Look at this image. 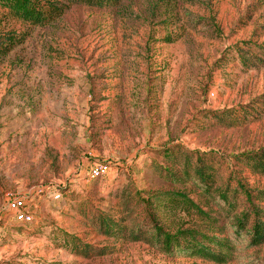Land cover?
Listing matches in <instances>:
<instances>
[{"label": "rangeland", "instance_id": "rangeland-1", "mask_svg": "<svg viewBox=\"0 0 264 264\" xmlns=\"http://www.w3.org/2000/svg\"><path fill=\"white\" fill-rule=\"evenodd\" d=\"M1 14L0 31L22 42L0 60V264H217L104 235L95 217L119 218L132 189L184 191L214 210L192 182L162 175L167 148L218 153L221 176L229 166L264 188L234 159L264 147V66L240 61L264 47V0L75 5L46 26ZM95 160L110 165L99 178ZM171 217L170 229L200 222ZM237 246L225 264H264V244Z\"/></svg>", "mask_w": 264, "mask_h": 264}, {"label": "trees", "instance_id": "trees-1", "mask_svg": "<svg viewBox=\"0 0 264 264\" xmlns=\"http://www.w3.org/2000/svg\"><path fill=\"white\" fill-rule=\"evenodd\" d=\"M123 0H0L4 19H14L32 26H46L75 5L116 7ZM22 39L15 33L0 31V60L8 56ZM242 48L243 66H264V47ZM224 121V115L215 116ZM224 123V122H223ZM180 147V146H178ZM171 166H159L162 175L172 182H192L214 205L204 210L184 191L134 190L124 196L119 218L100 213L95 219L101 233L116 239L144 242L170 256L201 258L217 264L229 262L245 241L251 247L264 244V188L249 186L231 167L221 176V155L213 151L172 148L164 150ZM179 158H183L180 161ZM237 165L264 177V147L234 156ZM236 165V164H235ZM176 167V168H175ZM233 167V166H232ZM127 193V192H126ZM164 208V210H160ZM164 211V212H162ZM163 214L177 219L180 215L196 216L200 222L193 226H167ZM64 245L74 243L73 250L89 254L81 240L63 235ZM101 253H104L103 251Z\"/></svg>", "mask_w": 264, "mask_h": 264}, {"label": "built area", "instance_id": "built-area-1", "mask_svg": "<svg viewBox=\"0 0 264 264\" xmlns=\"http://www.w3.org/2000/svg\"><path fill=\"white\" fill-rule=\"evenodd\" d=\"M110 169V165L106 162H102L99 160H95L90 164L89 172L91 177L93 178H99L104 176ZM60 195H56L55 197L59 198ZM25 205V201L22 199H14L11 200V206L16 209L23 208ZM23 220L25 221H30L31 216L26 213V214H20L19 215Z\"/></svg>", "mask_w": 264, "mask_h": 264}]
</instances>
